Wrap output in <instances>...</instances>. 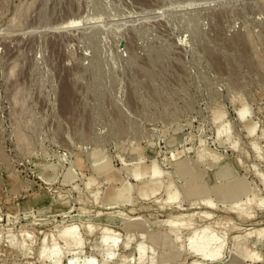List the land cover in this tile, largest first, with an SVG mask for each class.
Segmentation results:
<instances>
[{"label":"rangeland","instance_id":"374dc122","mask_svg":"<svg viewBox=\"0 0 264 264\" xmlns=\"http://www.w3.org/2000/svg\"><path fill=\"white\" fill-rule=\"evenodd\" d=\"M263 61L264 0H0V264H229L238 237L235 260L247 248L258 256L245 264H264ZM217 110L229 133H218ZM204 144L223 159L200 161ZM93 151L115 179L93 168ZM156 160L184 194L192 225L179 234L163 224L179 212L161 204L163 191L138 194ZM228 163L249 188L235 201L213 189L229 183L214 176ZM140 164L143 180L132 172ZM195 174L215 208L186 195ZM129 184L127 202L104 201ZM253 196L263 205L232 210ZM202 212L212 219L191 216ZM70 225L82 243L68 247ZM206 225L222 246L214 261L190 247ZM105 228L117 247L104 244Z\"/></svg>","mask_w":264,"mask_h":264},{"label":"bare ground","instance_id":"6f19581e","mask_svg":"<svg viewBox=\"0 0 264 264\" xmlns=\"http://www.w3.org/2000/svg\"><path fill=\"white\" fill-rule=\"evenodd\" d=\"M247 33V32H246ZM247 35H248V33H247ZM247 35H246V37H247ZM250 35V34H249ZM247 38H249V37H247ZM250 39V38H249ZM247 40V39H246ZM250 41V40H249ZM251 44V43H250ZM254 46V45H253ZM256 47V46H255ZM257 52V51H256ZM259 55V54H258ZM257 56V55H256ZM159 58V57H158ZM259 60V59H258ZM264 62V61H263ZM262 62V63H263ZM257 64V63H256ZM263 67V66H262ZM248 108L246 107V106H242V109H241V112H245L246 110H247ZM221 113H222V111H219V110H217L216 112H215V121L216 122H220L219 124V126H220V128L218 129V133L221 135V134H223V133H229L230 132V127L227 125V124H225L224 122H222V116H220L221 115ZM122 127V126H121ZM120 129V128H119ZM20 131V130H19ZM125 131V130H124ZM17 134V133H16ZM26 134V133H25ZM24 136V135H23ZM22 136V137H23ZM25 138V137H24ZM23 138V139H24ZM28 138V137H27ZM22 139V140H23ZM173 139V138H172ZM21 142H23V141H21ZM170 142H171V140H170ZM176 143V142H175ZM202 143V142H201ZM24 144V143H23ZM169 144H172V143H169ZM26 145H27V143H26ZM150 145V144H149ZM151 147H152V144L150 145ZM170 146V145H169ZM174 146V145H173ZM24 148H25V146H23ZM208 147V146H207ZM206 146H205V144H204V147H203V149L199 152V160L200 161H204V160H206V159H212L214 162H219V161H221L222 159H223V157L220 155V153L218 154L216 151H213L212 149H209V147L207 148ZM236 147V146H235ZM186 149V148H185ZM138 150V149H137ZM141 150V149H140ZM140 150H139V153H140ZM142 151V150H141ZM177 151V150H176ZM94 153H92L91 154V160L94 162V165H93V168L94 169H96V170H103V171H105L106 172V178L107 179H109V180H113V179H115L116 178V174H115V171H114V167H113V165H112V161H110L109 159V157H107L106 156V154L105 153H103V152H101V151H97V152H95V151H93ZM136 153H138V152H136ZM138 153V154H139ZM142 153V152H141ZM140 153V154H141ZM183 153H184V150H183ZM182 153V154H183ZM173 154V153H172ZM177 154H178V156L180 157L182 154L181 153H178L177 152ZM181 154V155H180ZM139 157H141V156H139ZM179 157H178V159H179ZM109 158V159H108ZM137 158V157H136ZM176 159H177V157H175ZM124 159V158H123ZM132 159V158H131ZM130 159V160H131ZM139 159H142V158H139ZM152 160V159H151ZM126 161H128L127 159H126ZM153 161V160H152ZM181 161V160H180ZM183 161H185L186 162V160L184 159ZM122 162H124L123 160H122ZM133 162V161H132ZM139 162H141V161H139ZM151 162V161H150ZM185 162H182V163H180V169H179V171H180V173L181 174H184V175H188L189 174V172H190V166L189 165H187ZM134 163V162H133ZM136 163V162H135ZM125 164V163H124ZM138 164V163H137ZM143 164H144V162H143ZM178 164H179V162H178ZM192 164V163H191ZM146 165H149V164H147V163H145L144 164V166L145 167H147ZM144 166H141V164L140 165H138V166H135V167H133L134 169H133V175H134V177H136V178H138V179H141V178H143V172H144V170H143V167ZM225 166H226V164H225ZM224 166V167H225ZM177 167V166H176ZM219 171H218V173H217V175H214V176H217V178L216 179H218V180H229V183L228 184H226V185H224L223 186V188H218L217 187V184L216 185H214V187H213V189L214 190H217L216 191V193H217V195H218V197H219V199L220 200H227V199H230V200H233V201H235V200H237V198H239L240 197V195H244L247 191H248V187H247V185H246V182H245V179L244 178H239V177H236L237 175H236V172H235V170L233 169V167L228 163V165L225 167V168H223V166L222 167H220V169H218ZM54 172V171H53ZM191 173V172H190ZM166 175V172H164V170L160 167V165H159V163L157 162V160L156 161H154L153 162V164H152V166H151V168H150V170H149V172H148V179L146 180V181H144V182H142L141 183V180H143V179H141L140 180V183H141V185H139V186H137V190H138V194H139V196L141 197V198H144V199H146V198H150L151 196H155L157 193H159V192H161V191H163L164 193H165V195H166V198H165V201H163L162 199H161V202L159 201V199H157L156 201H158V202H160L161 204H163V206L165 207V206H168V207H170L171 209H173V207L175 206V205H177V207H176V210L178 209L179 210V212L176 214V215H171L170 214V216H169V219H167V221L166 222H164L163 224H166V225H169L170 226V233H168V234H170L171 235V233H173V232H175L176 234H179L180 233V231H182L183 230V228L184 229H187V228H189V227H191V223H190V221H189V224H188V221L187 220H185V218L187 217V215L188 214H184V213H181V212H184L183 210L185 209L186 210V208H182V207H184V205H182V200H183V198H184V194L180 191V188L178 187V185H176V183L173 181V180H171V178L172 177H170L169 175H167L168 177V179H167V181L166 180H164V176ZM186 175V176H187ZM192 175V174H191ZM172 176V175H171ZM44 178V177H43ZM202 178V176L200 175V174H195V176L193 177V178H191L190 179V183H189V186L188 187H186L187 189L185 190L186 191V195H188V197L190 198V197H192V196H195V197H201V199H200V201L202 202V205H204L205 207H207V208H211V209H213V208H215L216 207V205H215V202L211 199V198H209V197H206V198H203V195H205V194H207L208 192H209V189H210V187L206 184V183H204V184H201V183H197L196 181H198L199 179H201ZM173 179V178H172ZM215 179V178H214ZM215 179V180H216ZM145 180V179H144ZM218 180H217V183H218ZM90 181H91V179H90ZM89 181V183L87 184L88 186H89V184L91 185V182ZM174 183H173V182ZM126 182V181H125ZM124 182V183H125ZM228 182V181H227ZM93 183V182H92ZM127 183H128V181H127ZM197 183V184H196ZM122 185H124V184H122ZM113 186V185H112ZM90 187V186H89ZM88 187V188H89ZM120 187H122V186H120ZM123 188H127V187H123ZM123 188H117L116 186L115 187H110V188H108V190H107V192H106V194H105V199H104V201L106 202V203H108L109 205H116V204H119V203H123V202H127L128 201V196H127V194H129V191L133 188H136V187H134V185H130L129 184V186H128V188L127 189H123ZM14 189V188H13ZM132 193H133V191H132ZM99 195V194H98ZM100 196V195H99ZM249 196V195H248ZM133 197V196H132ZM131 197V198H132ZM212 197V196H211ZM257 197V196H256ZM254 198V196H253V200H251V199H248V201L246 202V201H240V202H236L237 204H235L234 205V207H232V210L233 211H235L236 213H238V212H243V210H244V208L246 207H249L250 208V210L252 211L255 207H259L261 204H262V200L260 201V199H258V197L257 198ZM250 198V197H249ZM100 199V198H99ZM131 202H132V200H131ZM201 202H199V203H201ZM246 202V203H245ZM192 204H190L188 207H190V208H192V207H196V205H197V203L196 204H194V202H191ZM198 203V204H199ZM109 205H108V207H109ZM122 206H123V204H121ZM128 205H130V204H128ZM127 205V206H128ZM201 205V206H202ZM263 205V204H262ZM120 206V205H119ZM124 207H125V205H124ZM194 207V208H195ZM190 208H189V210H190ZM246 208H245V210H246ZM188 212V211H187ZM201 212V211H200ZM208 212V211H207ZM205 213V212H202V213H200V214H194V215H192L191 214V216L193 217V216H196V215H199V216H201L202 218H211V216H212V214L210 213ZM210 212V211H209ZM232 212V211H231ZM233 213V212H232ZM235 214V213H234ZM240 214V213H239ZM102 215V214H101ZM117 216H118V214H117ZM247 216H249V215H247ZM114 217V216H113ZM188 218H190V216L188 217ZM201 218V219H202ZM212 219V218H211ZM108 221L110 222V223H116V221H117V219H115V218H110V219H108ZM162 223V222H161ZM74 224V223H73ZM221 225V223H218V225ZM108 226V225H107ZM193 226H194V224H193ZM66 229L64 230V232L60 235L61 236V238L65 241V243L66 244H68L69 246L68 247H70V246H72V245H75V244H77V245H79V244H81L82 243V238H81V236H79L78 234H77V230H78V228L76 227V226H74V225H70V226H67V227H65ZM87 228H89V234L90 235H92L93 234V232H94V230H96L94 227H91V226H89L88 225V227ZM104 228V227H103ZM209 228L210 227H207V225L206 226H203L201 229H199V230H197V231H195V232H193V235L190 237V247H192V250L194 251V253L196 254V255H200V256H202L203 257V259L204 258H206V259H211V260H215L216 258H219L220 257V255H221V250H222V246H220L219 245V247L217 246V239L215 238L216 236H214V235H212V234H209ZM79 232V231H78ZM254 232V231H253ZM259 232V231H258ZM102 233V232H101ZM250 234H253V233H250ZM257 234H259V233H257ZM166 235H167V233H166ZM146 236V235H145ZM171 237V236H170ZM169 237V238H170ZM259 237H261V239H263L264 240V230H261L260 231V234H259ZM258 237V238H259ZM177 238V237H176ZM103 239H104V244H108V245H110V247H117V245H118V242H119V240H118V238H114V239H112L110 236H109V230L107 229V228H105V229H103ZM171 239V238H170ZM178 239H180L179 237H178ZM61 240V239H60ZM156 240V239H155ZM154 239H153V242L151 241V243H158V242H156ZM167 240H168V238H167ZM167 240H166V242H167ZM235 249H236V252L234 253V256H232L231 257V261L229 262V264H239V262L238 261H236L235 260V257H237V256H239L238 255V249L241 247V238H235ZM170 241V240H169ZM168 241V242H169ZM174 242V241H173ZM219 243V242H218ZM145 244V243H144ZM169 244V243H168ZM167 244V245H168ZM176 244V243H175ZM154 245V244H153ZM152 245V246H153ZM166 245V244H165ZM164 245V252L163 253H165L167 250H166V248H167V245L165 246ZM171 246H172V244H170ZM174 245V244H173ZM106 246V245H105ZM140 246V245H139ZM175 246V245H174ZM55 247H56V245H55ZM154 247V246H153ZM169 247V246H168ZM173 247V246H172ZM181 247V246H180ZM244 246L242 245V249H244L243 248ZM54 248V247H53ZM174 248V247H173ZM240 248V249H241ZM55 249V248H54ZM54 249H53V251H54ZM56 249L58 250V246L56 247ZM107 249V248H106ZM150 248H147L146 246L145 247H141V249H140V251H141V253H142V258L144 259L145 257H146V253H147V251L149 250ZM181 249V248H180ZM61 250V249H60ZM114 250V249H113ZM138 250V249H137ZM166 250V251H165ZM171 250H172V248H171ZM246 250H247V248H246ZM245 250V251H246ZM152 251H154V250H152ZM169 251V250H168ZM173 251V250H172ZM172 251H170V252H172ZM176 251V250H175ZM243 252V253H240V254H242V261H243V264H245V260H254L255 259V257L256 256H258L255 252H250L249 250H247L246 252ZM55 252V251H54ZM57 252V251H56ZM60 252V251H59ZM109 252V251H108ZM113 252V251H112ZM156 252V251H155ZM239 252H240V250H239ZM242 252V251H241ZM58 253V252H57ZM159 254H160V252H159ZM158 254V255H159ZM166 254V253H165ZM168 254V253H167ZM110 255H111V253H110ZM154 255V254H153ZM163 255V254H162ZM171 255V254H170ZM233 255V254H232ZM114 256V255H113ZM167 256V255H166ZM110 257V256H109ZM154 257V256H153ZM157 257V256H156ZM160 257V256H159ZM158 257V258H159ZM162 257V256H161ZM170 257V256H169ZM172 257V256H171ZM177 257V255L175 256V258ZM60 258V257H59ZM89 258V257H88ZM166 258V257H165ZM164 258V259H165ZM174 258V257H173ZM172 258V259H173ZM90 259H92V258H90ZM90 259H85L84 260V262H83V264H96L95 262H94V260L92 261V260H90ZM153 259V258H152ZM163 259V258H162ZM169 259V258H168ZM171 259V260H172ZM77 260V258L75 259H72V260H70L69 261V263L68 264H78V260ZM156 260V259H155ZM153 261V264H167V260L165 259V260H162V261H160V262H158V261ZM159 260V259H158ZM256 260H257V258H256ZM212 261V262H213ZM217 261V260H216ZM56 262H57V260H56ZM175 262V261H174ZM81 263V262H80ZM150 263H151V261H150ZM176 264V263H175ZM194 264H197V263H194ZM242 264V263H241Z\"/></svg>","mask_w":264,"mask_h":264}]
</instances>
